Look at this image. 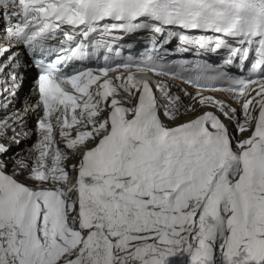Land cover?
I'll return each mask as SVG.
<instances>
[{
    "label": "snow or ice",
    "instance_id": "obj_1",
    "mask_svg": "<svg viewBox=\"0 0 264 264\" xmlns=\"http://www.w3.org/2000/svg\"><path fill=\"white\" fill-rule=\"evenodd\" d=\"M0 110V264H264V0H0Z\"/></svg>",
    "mask_w": 264,
    "mask_h": 264
},
{
    "label": "bare ground",
    "instance_id": "obj_2",
    "mask_svg": "<svg viewBox=\"0 0 264 264\" xmlns=\"http://www.w3.org/2000/svg\"><path fill=\"white\" fill-rule=\"evenodd\" d=\"M25 101H27L28 103L34 104L33 101H32V97L29 96L28 93H27V97H26V100ZM25 101H21V102H18V103L12 102V104L9 107V112H14V111H17V110L23 111V107H24ZM35 118H36V115L34 113L26 117L27 123H28L29 127L32 128V129H35V127H31V124H32V122H33V120ZM17 139H20L21 140V144L19 146H12V145H10V146L12 147V149L14 150V152L15 151L24 150L25 154H27L26 150L29 147H24V144H23L24 138L22 136H20V137H17ZM35 139L36 138H33V142L35 141ZM3 142L4 143H8V141H3ZM75 162L76 161H73V162L71 161L70 163H75Z\"/></svg>",
    "mask_w": 264,
    "mask_h": 264
},
{
    "label": "rangeland",
    "instance_id": "obj_3",
    "mask_svg": "<svg viewBox=\"0 0 264 264\" xmlns=\"http://www.w3.org/2000/svg\"><path fill=\"white\" fill-rule=\"evenodd\" d=\"M26 140L23 141V143L25 142ZM32 142H33V139H32ZM32 144L28 145V146H25L24 147H30ZM11 170V169H10Z\"/></svg>",
    "mask_w": 264,
    "mask_h": 264
}]
</instances>
